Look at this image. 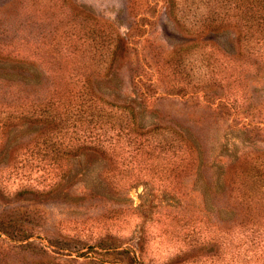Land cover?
Returning a JSON list of instances; mask_svg holds the SVG:
<instances>
[{"label":"trees","instance_id":"16d2710c","mask_svg":"<svg viewBox=\"0 0 264 264\" xmlns=\"http://www.w3.org/2000/svg\"><path fill=\"white\" fill-rule=\"evenodd\" d=\"M163 2V14L173 12L181 30L175 43L155 54L153 64L143 56L135 69L128 68L134 70L133 84H142L151 65L157 79L164 77L171 87L185 88L180 96L186 100L196 98L202 103L213 98L216 108L229 105L236 109L234 113L239 111L241 102L250 98L244 81L264 76V0H184L180 6L175 0ZM6 4H12V13L1 11ZM131 6L133 20L121 33L113 22L82 13L75 5L65 10L56 0L0 2V113H6V122L14 128L4 134L7 123L0 124V142L5 135L0 143V171L12 170L21 161L35 162L47 181L40 191L22 193L69 198L71 189L81 192L75 185L89 173L87 168L72 171L71 162L95 154L116 163L126 159L122 155L126 147L130 160L168 184L178 183L202 162L199 135L167 122L148 123V95L143 89H138L140 97L120 94L118 74L134 48L131 31H147L144 10L150 3L134 0ZM195 51L200 58L195 67L198 77L192 81ZM154 85L147 82L144 87L150 91ZM190 85L194 90L188 92ZM169 90L168 95H179L182 89ZM19 123L24 126L21 132L29 133L20 143L15 132L20 131ZM251 125L262 130L251 120L243 121L238 130L250 137ZM247 136L243 141L253 142ZM256 136L264 141L260 133ZM243 155L246 163L254 159L249 152ZM244 165L234 164L226 178L241 215L234 224L259 235L264 229L262 181ZM95 190L85 192L99 196ZM95 253L91 248L85 256L94 260Z\"/></svg>","mask_w":264,"mask_h":264},{"label":"rangeland","instance_id":"374dc122","mask_svg":"<svg viewBox=\"0 0 264 264\" xmlns=\"http://www.w3.org/2000/svg\"><path fill=\"white\" fill-rule=\"evenodd\" d=\"M133 1L56 0L65 10L75 5L82 13L113 22L121 33L133 20L134 10L129 9ZM137 1L150 3L144 10L147 31H131L130 47L134 48L118 74L120 94L140 97L138 89H143L148 95V123L167 122L199 135L202 162L178 183L168 184L130 160L127 147L122 150L126 159L116 163L92 154L70 163L72 171L87 168L89 173L74 184L81 192L71 189L65 199L57 194L22 193L26 189L40 191L47 183L38 163L21 161L12 170L0 171V225L5 229L0 230V264H264V229L257 235L234 224L241 215L226 184L233 165L245 164L253 170V178L262 181L264 192V141L256 140V133L264 137V76L244 81L250 98L242 101L235 113L226 101L228 106L221 109L213 98L202 103L196 98L186 100L180 96L185 88L171 87L164 77L157 79L151 74V65L142 84L134 85V70L128 68L135 69V62L143 56L153 64L155 54L175 43L181 30L173 12L163 14L164 0ZM175 1L180 6L184 0ZM11 8L12 4H6L1 11ZM195 52L192 81L198 77L195 67L200 58ZM147 82L155 84L150 91L144 87ZM192 86L186 91H193ZM169 89L182 90L179 95H168ZM5 114L0 113V124L6 122ZM250 120L262 130L251 125L249 137L238 126ZM6 123L2 132L11 134L8 131L14 128ZM17 127L20 143L29 133L21 132V123ZM246 136L253 142H244ZM248 152L254 158L250 163L243 158ZM84 188L100 194L89 195ZM91 248L96 251L94 260L85 256Z\"/></svg>","mask_w":264,"mask_h":264}]
</instances>
